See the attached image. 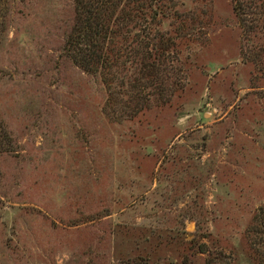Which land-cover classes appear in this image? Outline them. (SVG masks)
Returning a JSON list of instances; mask_svg holds the SVG:
<instances>
[{
	"label": "rangeland",
	"instance_id": "1",
	"mask_svg": "<svg viewBox=\"0 0 264 264\" xmlns=\"http://www.w3.org/2000/svg\"><path fill=\"white\" fill-rule=\"evenodd\" d=\"M73 2L10 0L0 47V264H204L223 255L262 264L261 234L250 228L264 208V59H243L231 0L211 1L203 43L172 60L179 85L161 101L147 89L137 115L126 97L106 106L99 78L63 56Z\"/></svg>",
	"mask_w": 264,
	"mask_h": 264
},
{
	"label": "trees",
	"instance_id": "2",
	"mask_svg": "<svg viewBox=\"0 0 264 264\" xmlns=\"http://www.w3.org/2000/svg\"><path fill=\"white\" fill-rule=\"evenodd\" d=\"M190 1L195 7H187L186 0H74L73 25L62 54L82 72L99 78L106 106L126 97L124 104L130 108L135 102L137 115L149 101L147 89L161 101L160 96H168V89L179 85L171 80L172 60L178 61L190 44L203 43L209 28L206 8L212 0ZM231 5L243 59L259 63L264 59V0H231ZM10 8V0H0V47L8 32ZM250 234H261L264 247V208L254 217ZM183 245L182 253L194 246ZM261 255L264 264V252ZM224 260L225 255L204 264H227Z\"/></svg>",
	"mask_w": 264,
	"mask_h": 264
}]
</instances>
